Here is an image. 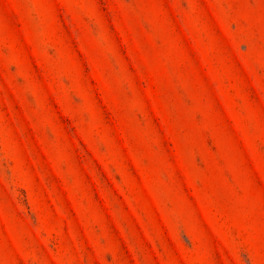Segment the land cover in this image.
<instances>
[{"label": "rangeland", "instance_id": "obj_1", "mask_svg": "<svg viewBox=\"0 0 264 264\" xmlns=\"http://www.w3.org/2000/svg\"><path fill=\"white\" fill-rule=\"evenodd\" d=\"M0 264H264V0H0Z\"/></svg>", "mask_w": 264, "mask_h": 264}]
</instances>
